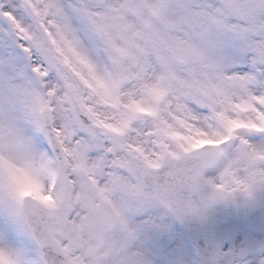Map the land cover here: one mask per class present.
I'll return each mask as SVG.
<instances>
[{
	"label": "snow or ice",
	"instance_id": "snow-or-ice-1",
	"mask_svg": "<svg viewBox=\"0 0 264 264\" xmlns=\"http://www.w3.org/2000/svg\"><path fill=\"white\" fill-rule=\"evenodd\" d=\"M257 137L264 0H0V264H264V215L164 227L264 209Z\"/></svg>",
	"mask_w": 264,
	"mask_h": 264
},
{
	"label": "water",
	"instance_id": "water-1",
	"mask_svg": "<svg viewBox=\"0 0 264 264\" xmlns=\"http://www.w3.org/2000/svg\"><path fill=\"white\" fill-rule=\"evenodd\" d=\"M175 167L181 168L183 165L176 162ZM169 170L170 169L166 168V171ZM260 200L264 202V197H261ZM215 205L222 208L221 213L214 214L211 211V208ZM212 207L209 209L207 221L201 223L200 231H192L195 233L197 240L201 238L202 235L211 233L214 237L220 240L221 244H223L224 238L217 233V228L221 223L231 219L239 221L242 224L251 218L259 219L262 215H264V209H261L258 205L255 207L251 206L250 203H246V200L243 197H231L229 200H217ZM210 216L214 218L212 222L210 220ZM195 227L197 226L195 225ZM212 228H214V231H211Z\"/></svg>",
	"mask_w": 264,
	"mask_h": 264
},
{
	"label": "rangeland",
	"instance_id": "rangeland-1",
	"mask_svg": "<svg viewBox=\"0 0 264 264\" xmlns=\"http://www.w3.org/2000/svg\"><path fill=\"white\" fill-rule=\"evenodd\" d=\"M252 143L254 144V146H255L257 149H260L261 147H264V139H261V138H259V137H257L256 139H254V140L252 141ZM227 146H228V145H227ZM227 146H225V147L228 148V149H226V148L224 147V148L226 149L227 153L225 154V156H224L223 159L221 160L220 164H219L217 167H215L214 169L208 171L207 175H208V177H209L210 179L216 180L217 178H219V176H220L221 171L223 170V168H224L225 166L231 164V163L236 159V153H235V150H234V148L232 147V145H229L228 147H227ZM155 215H158V213H153V217H154ZM132 223H133V224H138L139 221L134 217V218L132 219ZM236 226H238V224H232V223H229V224H227V225L224 227V229H225L228 233H230V232L233 231V229H234ZM164 227L167 229V231H168L169 233H172V234H175V233H176L177 228L183 229V228L181 227V225H180L179 223H177L174 219H170V220H168V222L164 225ZM183 231L186 232L184 229H183ZM186 233H187V232H186ZM0 235H2V233H0ZM228 237H229V236H228ZM230 240H231V242L236 243V238H235V236H232V237L230 238ZM228 242H229V239H228ZM2 243H3V241L0 240V244H2ZM262 243H264V240H261V239H259V238L256 240V245H257L256 252H257V254L259 253L260 245H261ZM243 244H244V241H239V242L237 243V247H240V246H242Z\"/></svg>",
	"mask_w": 264,
	"mask_h": 264
}]
</instances>
